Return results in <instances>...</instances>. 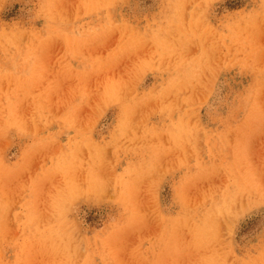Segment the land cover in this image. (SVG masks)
Here are the masks:
<instances>
[{
  "label": "rangeland",
  "instance_id": "rangeland-1",
  "mask_svg": "<svg viewBox=\"0 0 264 264\" xmlns=\"http://www.w3.org/2000/svg\"><path fill=\"white\" fill-rule=\"evenodd\" d=\"M0 264H264V0H0Z\"/></svg>",
  "mask_w": 264,
  "mask_h": 264
},
{
  "label": "bare ground",
  "instance_id": "bare-ground-1",
  "mask_svg": "<svg viewBox=\"0 0 264 264\" xmlns=\"http://www.w3.org/2000/svg\"><path fill=\"white\" fill-rule=\"evenodd\" d=\"M162 244V243H161Z\"/></svg>",
  "mask_w": 264,
  "mask_h": 264
}]
</instances>
